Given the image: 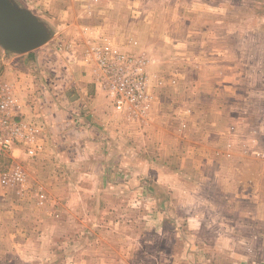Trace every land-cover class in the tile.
<instances>
[{"label": "rangeland", "instance_id": "rangeland-1", "mask_svg": "<svg viewBox=\"0 0 264 264\" xmlns=\"http://www.w3.org/2000/svg\"><path fill=\"white\" fill-rule=\"evenodd\" d=\"M16 1L51 32L36 49L45 48V55L79 70H93L92 45L108 54L122 52L147 61L136 51L150 45L167 53L163 45L172 46L174 41L176 46H189L197 55L216 62L213 71L224 72L226 65H235L229 66V81L222 84L229 88L223 94L228 96L223 98L229 106L228 119L220 115L202 118L210 125L228 122L229 140H234L229 141L233 151L229 169L235 171L209 174L211 165L202 163L206 174H169L175 189L167 191L162 182L167 174L123 178L113 173L105 181L81 175H70V179L62 174L55 179V174H28L34 178L26 180L19 157L0 155L2 188L14 191L7 200L0 195V264H234L229 263L228 255L234 251L241 254L235 257L237 264L253 263L246 254L264 264V200L263 211L255 209L258 193L264 195V172H258V160L251 157L255 156L253 146L263 152L256 155L264 168V0ZM120 40L125 47L119 51L108 44L121 45ZM2 50L9 56L25 54L2 48L0 61ZM192 54H179V60ZM232 124L238 128L231 132ZM206 133L209 131L204 129ZM248 159L255 161L245 162ZM189 165L193 171L194 165ZM17 166L22 172L18 177L10 174ZM27 185L45 191L51 200L58 192L54 189L62 187L63 192L71 186L94 188L97 193L105 187H129L131 194L118 200L91 194L89 211L72 212L76 221L67 227L57 224L60 211L56 214L47 206L52 201L25 198L22 209L11 208L8 201L18 200V187Z\"/></svg>", "mask_w": 264, "mask_h": 264}, {"label": "crops", "instance_id": "crops-1", "mask_svg": "<svg viewBox=\"0 0 264 264\" xmlns=\"http://www.w3.org/2000/svg\"><path fill=\"white\" fill-rule=\"evenodd\" d=\"M120 42L121 45L115 41L108 44L119 51L125 47ZM154 47L146 45L137 51L131 48L147 60L145 69L150 100L144 120L128 112H117L107 92L99 86L92 68L79 70L49 53L45 55V48L10 56L1 51L0 74L7 78L18 118L35 128V154L28 157L25 146L15 151L23 163L26 180L31 177L28 174H55V179L64 176L62 174H65L63 178L70 179L81 175L101 180L113 173L124 175L123 178L137 174H167L162 182L169 191L175 189L171 188L169 174H206L202 163L211 165L209 174L234 173L235 170L229 169V155L233 154L229 150L232 144L229 141L234 140H229L228 122L219 126L216 122L210 125L202 121V118L219 115L228 119L229 106L227 99H223L228 96L223 94L229 88L222 84L229 81L227 69L232 64L226 65L224 72L213 71L211 67L216 62L197 55L199 53L189 46L178 47L174 41L172 46L170 43L163 45L167 53ZM187 53L193 54L187 60H179V54ZM163 55H168L169 59ZM237 128L238 125L232 124L231 132ZM204 129L209 133L204 135ZM257 153L263 154L253 146L255 156L251 157L258 160L255 163L258 172L262 173L264 168H261ZM245 162L253 163L249 159ZM189 164L194 165L193 171ZM61 188L54 189L58 192L51 200L47 199L45 191H39L35 186H19L18 200L8 199V202L11 208L22 209L25 198H35L42 203L52 201L47 206L56 214L60 211L57 224L73 227L76 220L72 212L89 211L87 200L91 194L108 195L115 200L131 194L129 187L108 190L105 187L101 193L95 192L98 190L94 188L71 186L63 192ZM0 191L4 200L14 193L9 192V188L3 189L1 182ZM258 200L255 209L263 211L264 195L258 193ZM237 210L242 212L244 208ZM85 220L82 219V225ZM222 221L228 224L226 218ZM228 255L229 263H239L235 257L241 254L234 251ZM244 256L253 262L251 264H263L260 259Z\"/></svg>", "mask_w": 264, "mask_h": 264}, {"label": "built area", "instance_id": "built-area-1", "mask_svg": "<svg viewBox=\"0 0 264 264\" xmlns=\"http://www.w3.org/2000/svg\"><path fill=\"white\" fill-rule=\"evenodd\" d=\"M93 73L99 86L107 92L117 112H128L143 119L147 115L148 92L146 61L136 55L115 52L108 54L100 46H91ZM35 128L17 115L8 86L0 79V155L16 156L15 151L25 146L27 155L35 154ZM18 168L10 174L16 177Z\"/></svg>", "mask_w": 264, "mask_h": 264}, {"label": "water", "instance_id": "water-1", "mask_svg": "<svg viewBox=\"0 0 264 264\" xmlns=\"http://www.w3.org/2000/svg\"><path fill=\"white\" fill-rule=\"evenodd\" d=\"M50 35L47 25L27 7L16 0H0V46L6 52H29Z\"/></svg>", "mask_w": 264, "mask_h": 264}]
</instances>
